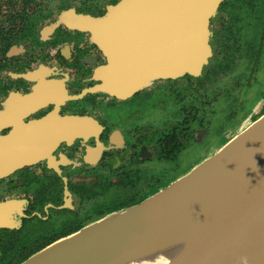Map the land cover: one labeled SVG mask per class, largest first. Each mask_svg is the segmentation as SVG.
Listing matches in <instances>:
<instances>
[{
	"label": "flooded vegetation",
	"instance_id": "obj_1",
	"mask_svg": "<svg viewBox=\"0 0 264 264\" xmlns=\"http://www.w3.org/2000/svg\"><path fill=\"white\" fill-rule=\"evenodd\" d=\"M117 1L0 5V161L30 157L0 174V201L20 202L16 225L0 227V263L144 200L264 113V0H218L198 74L121 96L107 46L74 23Z\"/></svg>",
	"mask_w": 264,
	"mask_h": 264
},
{
	"label": "water",
	"instance_id": "obj_2",
	"mask_svg": "<svg viewBox=\"0 0 264 264\" xmlns=\"http://www.w3.org/2000/svg\"><path fill=\"white\" fill-rule=\"evenodd\" d=\"M218 0H118L102 17L77 14L109 50L121 96L153 78L196 75L208 58ZM30 160V157H28ZM19 160L1 154L0 174ZM19 201H0L14 227ZM264 264V113L144 200L58 237L17 264Z\"/></svg>",
	"mask_w": 264,
	"mask_h": 264
},
{
	"label": "trees",
	"instance_id": "obj_3",
	"mask_svg": "<svg viewBox=\"0 0 264 264\" xmlns=\"http://www.w3.org/2000/svg\"><path fill=\"white\" fill-rule=\"evenodd\" d=\"M33 2H34V0H0V5L4 4L7 6H12L13 9H14V7H16V9H18V6L30 4ZM10 12H13L12 9H8V13H10ZM9 18L11 19L12 17H9ZM1 19H4V17H1ZM259 53H260V51L258 50V55H259ZM33 252H35V251H22V252L18 251L17 252L18 257L15 259L14 262H12V263H0V264H17L18 262L22 261L24 258H26L28 255H30Z\"/></svg>",
	"mask_w": 264,
	"mask_h": 264
},
{
	"label": "rangeland",
	"instance_id": "obj_4",
	"mask_svg": "<svg viewBox=\"0 0 264 264\" xmlns=\"http://www.w3.org/2000/svg\"><path fill=\"white\" fill-rule=\"evenodd\" d=\"M262 55H264V51L262 52ZM251 93H252L253 97L255 98L256 97V93L253 90H251ZM253 97H250V99H249L250 103H247L246 105H250L253 102V100H254ZM210 122L211 123H210V126H209L210 127L209 135L212 134V136H213V135L216 134V130H217V127H218V124H219V117H217L214 121H210ZM209 145H211V143H209ZM212 146H213V144H212ZM200 156H201L200 154L193 155L191 157L189 156V157H187V159L185 158L183 161H191V160H194L196 158H200ZM176 170L177 171L166 173V176L169 175V174L175 176L177 174H181L184 171V169H182L180 165H179V168L176 167Z\"/></svg>",
	"mask_w": 264,
	"mask_h": 264
},
{
	"label": "bare ground",
	"instance_id": "obj_5",
	"mask_svg": "<svg viewBox=\"0 0 264 264\" xmlns=\"http://www.w3.org/2000/svg\"><path fill=\"white\" fill-rule=\"evenodd\" d=\"M159 262L157 260H153V261H143L140 263H131V264H158Z\"/></svg>",
	"mask_w": 264,
	"mask_h": 264
}]
</instances>
